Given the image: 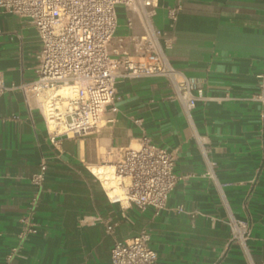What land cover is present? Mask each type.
<instances>
[{
  "label": "crops",
  "instance_id": "obj_1",
  "mask_svg": "<svg viewBox=\"0 0 264 264\" xmlns=\"http://www.w3.org/2000/svg\"><path fill=\"white\" fill-rule=\"evenodd\" d=\"M181 1L174 20L166 8L175 0H159L153 17L165 52L205 96H225L197 100L192 124L165 78H124L116 83V110L104 113L113 120L81 137H61L55 148L34 99L16 89L0 95V264H109L113 241L141 228L150 232L154 264H249L229 242L227 207L248 220L251 259L264 264V99L254 97L261 91L256 74L264 69V0ZM37 47L27 22L0 15L5 84L32 78ZM194 131L220 191L205 174ZM141 135L173 152L181 176L158 212L110 202L91 172L115 161L121 147L136 146ZM41 155L48 157L43 190L29 212L30 175ZM24 216L36 232L6 261ZM99 216L115 223L113 234Z\"/></svg>",
  "mask_w": 264,
  "mask_h": 264
},
{
  "label": "built area",
  "instance_id": "obj_2",
  "mask_svg": "<svg viewBox=\"0 0 264 264\" xmlns=\"http://www.w3.org/2000/svg\"><path fill=\"white\" fill-rule=\"evenodd\" d=\"M181 0L167 6L169 19L181 9ZM159 0H0V15H16L34 30L38 47L34 52L33 74L29 80L5 84L0 70V95L20 90L41 109L49 139L55 148L62 136L81 137L97 130L106 109L115 111L116 83L124 78L163 77L172 88L171 97L190 124L191 111L199 99L222 100L225 96H205L199 82L175 68L165 52L163 33L153 17ZM124 12L127 33H118L117 6ZM264 99V69L256 74ZM195 138L205 158V174L217 185L213 162L207 156L204 142ZM48 157L41 155L37 169L30 175L34 191L29 212L37 205L43 190ZM172 151L152 143L141 135L136 146L120 148L119 157L106 165L91 169L108 200L139 209L151 206L155 212L166 207L169 193L180 175L174 170ZM179 205L176 210H181ZM229 242L238 245L249 264H254L248 247L250 224L227 207ZM105 231L114 233L115 223L109 217H97ZM17 242L5 255L10 261L18 254L22 242L36 232L28 216L21 218ZM157 259L150 245V232L141 228L122 241L114 240L109 264H154Z\"/></svg>",
  "mask_w": 264,
  "mask_h": 264
},
{
  "label": "rangeland",
  "instance_id": "obj_3",
  "mask_svg": "<svg viewBox=\"0 0 264 264\" xmlns=\"http://www.w3.org/2000/svg\"><path fill=\"white\" fill-rule=\"evenodd\" d=\"M117 19H118V26H117V32L118 33H127V27L124 23V12L121 5L117 6Z\"/></svg>",
  "mask_w": 264,
  "mask_h": 264
},
{
  "label": "water",
  "instance_id": "obj_4",
  "mask_svg": "<svg viewBox=\"0 0 264 264\" xmlns=\"http://www.w3.org/2000/svg\"><path fill=\"white\" fill-rule=\"evenodd\" d=\"M62 137H64V136H62Z\"/></svg>",
  "mask_w": 264,
  "mask_h": 264
}]
</instances>
